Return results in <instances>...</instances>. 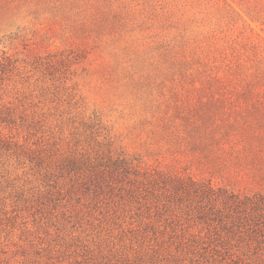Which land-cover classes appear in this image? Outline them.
<instances>
[{
  "label": "rangeland",
  "instance_id": "obj_1",
  "mask_svg": "<svg viewBox=\"0 0 264 264\" xmlns=\"http://www.w3.org/2000/svg\"><path fill=\"white\" fill-rule=\"evenodd\" d=\"M208 183L264 195V0H0V264H264Z\"/></svg>",
  "mask_w": 264,
  "mask_h": 264
},
{
  "label": "trees",
  "instance_id": "obj_2",
  "mask_svg": "<svg viewBox=\"0 0 264 264\" xmlns=\"http://www.w3.org/2000/svg\"><path fill=\"white\" fill-rule=\"evenodd\" d=\"M203 194L211 201L198 206L199 215L214 216L230 232L262 236L264 241V195H240L225 188L204 185Z\"/></svg>",
  "mask_w": 264,
  "mask_h": 264
}]
</instances>
